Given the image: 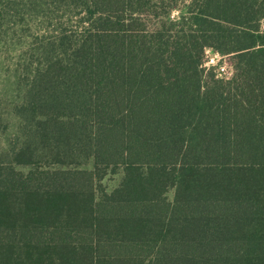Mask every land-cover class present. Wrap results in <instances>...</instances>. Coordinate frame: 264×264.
Listing matches in <instances>:
<instances>
[{
    "label": "trees",
    "instance_id": "obj_1",
    "mask_svg": "<svg viewBox=\"0 0 264 264\" xmlns=\"http://www.w3.org/2000/svg\"><path fill=\"white\" fill-rule=\"evenodd\" d=\"M11 19L0 264H264V0H0Z\"/></svg>",
    "mask_w": 264,
    "mask_h": 264
},
{
    "label": "rangeland",
    "instance_id": "obj_2",
    "mask_svg": "<svg viewBox=\"0 0 264 264\" xmlns=\"http://www.w3.org/2000/svg\"><path fill=\"white\" fill-rule=\"evenodd\" d=\"M180 14L178 9L172 17ZM54 26H50L53 29ZM23 23L22 19L5 21L0 31V152L4 151L18 132L17 120L12 112L15 104L23 96ZM206 59V54H205ZM90 167V166H89ZM24 170L27 168L20 167ZM122 170L110 172L102 180L108 192L118 187L122 181ZM173 198V191L169 193Z\"/></svg>",
    "mask_w": 264,
    "mask_h": 264
},
{
    "label": "built area",
    "instance_id": "obj_3",
    "mask_svg": "<svg viewBox=\"0 0 264 264\" xmlns=\"http://www.w3.org/2000/svg\"><path fill=\"white\" fill-rule=\"evenodd\" d=\"M206 59L204 66L207 69H213L219 77H230L232 75V68L227 62V56L220 54L211 48L206 49Z\"/></svg>",
    "mask_w": 264,
    "mask_h": 264
}]
</instances>
